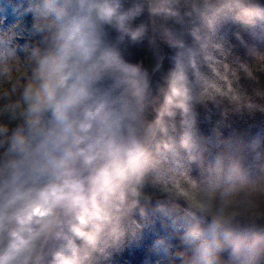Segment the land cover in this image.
Listing matches in <instances>:
<instances>
[{
  "label": "clouds",
  "instance_id": "clouds-1",
  "mask_svg": "<svg viewBox=\"0 0 264 264\" xmlns=\"http://www.w3.org/2000/svg\"><path fill=\"white\" fill-rule=\"evenodd\" d=\"M149 4L175 21L157 31L177 50L152 121L146 113L158 102L148 79L119 49L125 36H144L129 24L139 0L126 12L121 0H40L35 47L0 28V264H93L124 234L122 218L149 183L188 204L174 225L181 249L164 250L168 264H264V144L206 155L193 131V105L218 83L198 60L212 63L207 29L226 12L264 19V0ZM106 26L120 36L110 39ZM174 86L183 104H167ZM177 109L178 142L169 135Z\"/></svg>",
  "mask_w": 264,
  "mask_h": 264
},
{
  "label": "trees",
  "instance_id": "trees-1",
  "mask_svg": "<svg viewBox=\"0 0 264 264\" xmlns=\"http://www.w3.org/2000/svg\"><path fill=\"white\" fill-rule=\"evenodd\" d=\"M32 2L37 6L40 0ZM130 8V0H121L122 12ZM181 11L188 12L190 9L184 8ZM154 18V39L143 72L148 81L163 55V41L157 29L164 24L176 26L174 20H165L162 15L154 14ZM263 27L264 19H257L249 24L238 21L233 13L226 12L219 15L207 29L215 46L212 63H203V56L198 57V60L201 61L203 70L217 80L218 83L213 84L216 94L193 105V131L206 155L223 151L229 145L243 147L264 123V59L247 60L240 52V44L245 36H249L250 31L262 30ZM106 30L110 39L116 40L120 36L111 26H106ZM187 41L189 44L194 42L190 35ZM168 86L169 82L155 98L158 103L147 111V120L157 118L156 109L164 101V91ZM183 94L180 87L174 86L167 97V104H183L180 99ZM167 111L168 108L165 107L161 111V117ZM182 119L180 110L177 109L176 115L169 120V135L177 142L183 134ZM196 174L193 170L192 175ZM181 192L183 193V189ZM136 201L135 206L122 218L124 234L118 240L111 241L102 254H97L93 264H143L159 248L168 247L169 240L163 228L174 229L188 207L187 201L178 195L159 190L150 183L143 188ZM258 210L264 211V207ZM176 245H179L177 249ZM181 247L179 241H173L170 246L172 251L180 250Z\"/></svg>",
  "mask_w": 264,
  "mask_h": 264
},
{
  "label": "rangeland",
  "instance_id": "rangeland-1",
  "mask_svg": "<svg viewBox=\"0 0 264 264\" xmlns=\"http://www.w3.org/2000/svg\"><path fill=\"white\" fill-rule=\"evenodd\" d=\"M35 3L32 0H0V28L5 30L15 28L17 35L16 43L24 46L35 47L39 36L32 32L33 25L37 22ZM154 14V13H153ZM155 22V18H154ZM249 36L240 44V52L247 60L264 59V27L262 30L250 31ZM23 56V53H20ZM259 140L264 144V123L257 128L253 135L243 145V148L251 145L253 141ZM214 152L210 155H215ZM163 232L167 236L168 247L159 248L152 256L147 258L143 264H167L164 258V250L170 248L173 241L180 242L174 229L164 227ZM178 240V241H177ZM179 245H176V249ZM176 251V250H174Z\"/></svg>",
  "mask_w": 264,
  "mask_h": 264
},
{
  "label": "water",
  "instance_id": "water-1",
  "mask_svg": "<svg viewBox=\"0 0 264 264\" xmlns=\"http://www.w3.org/2000/svg\"><path fill=\"white\" fill-rule=\"evenodd\" d=\"M139 2L143 4V10L138 16L134 17L129 24L133 30L143 26L145 29L144 36L138 42H132L129 36H125L124 40L119 44V49L122 59L126 63L136 66L144 72L147 55L154 39V14L150 7L149 0H139ZM133 6L134 0H130V7ZM162 51L163 56L160 63L153 71L148 81L153 99H155L167 85L170 75L175 67L172 57L175 55L177 50L172 49L166 42L163 41ZM108 86H112L111 81L108 82ZM118 94L119 93L117 92V95Z\"/></svg>",
  "mask_w": 264,
  "mask_h": 264
}]
</instances>
